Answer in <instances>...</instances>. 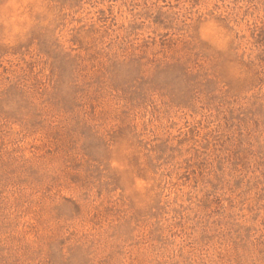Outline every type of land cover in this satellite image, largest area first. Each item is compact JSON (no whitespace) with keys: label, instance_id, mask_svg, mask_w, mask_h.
I'll use <instances>...</instances> for the list:
<instances>
[{"label":"rangeland","instance_id":"1","mask_svg":"<svg viewBox=\"0 0 264 264\" xmlns=\"http://www.w3.org/2000/svg\"><path fill=\"white\" fill-rule=\"evenodd\" d=\"M0 264H264V0H0Z\"/></svg>","mask_w":264,"mask_h":264}]
</instances>
